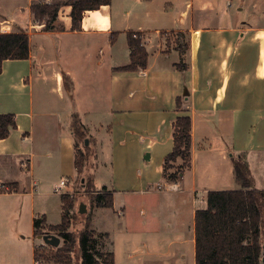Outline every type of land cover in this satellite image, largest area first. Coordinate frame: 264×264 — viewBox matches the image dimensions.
<instances>
[{
    "label": "crops",
    "instance_id": "0c3cea01",
    "mask_svg": "<svg viewBox=\"0 0 264 264\" xmlns=\"http://www.w3.org/2000/svg\"><path fill=\"white\" fill-rule=\"evenodd\" d=\"M35 1L0 0V33L29 39L28 59L6 60L0 73V115L16 125L0 140V185L15 187L0 192L4 233L29 228L32 245L34 218L57 225L49 212L60 210L61 219L54 189L64 180L67 192L75 174L76 118L88 136L106 132L98 146L108 177L94 185L112 207L94 206L88 227L107 235L114 264L119 244L120 264H195L194 214L209 191L239 188L233 158L244 157L252 187L264 191V0H111L85 11L78 30L66 6L55 31L34 21ZM132 33L146 68L117 71L130 63ZM178 117L191 120V164L166 183ZM29 260L37 264L34 250Z\"/></svg>",
    "mask_w": 264,
    "mask_h": 264
},
{
    "label": "trees",
    "instance_id": "16d2710c",
    "mask_svg": "<svg viewBox=\"0 0 264 264\" xmlns=\"http://www.w3.org/2000/svg\"><path fill=\"white\" fill-rule=\"evenodd\" d=\"M111 0H68L64 4L48 6L41 3L30 5V14L35 22L43 25L44 31H55L53 26L58 10L62 6L70 7L72 29L80 28V21L85 11H96L101 6L110 5ZM135 35L137 38H133ZM139 35H128L130 51L129 65L117 71H137L145 69L147 53L139 40ZM176 40L183 34L176 33ZM169 44V41H167ZM186 47L179 50L183 55ZM29 56V39L24 32L0 33V73L6 60H25ZM176 65L178 69L184 64ZM74 118L71 126L74 139V168L77 176L81 170L77 159L76 140L85 138V131L79 121ZM13 115H0V140L8 137L15 128ZM191 120L178 117L173 124V148L162 164V179L166 183L176 182L182 172L191 164ZM181 161L180 164H176ZM236 182V190L209 191L206 195V208L194 214L195 264H262L264 251V191L252 187V179L248 165L242 155L232 159ZM15 191L13 185H9ZM85 191L92 190L91 181L80 184ZM60 223L48 228L62 243L52 251L44 253L40 246L34 249V261L37 264H114L113 254L105 251L107 235L89 229L88 219H84L83 227L77 233L69 230L73 226L76 215L73 211L74 202L68 195L60 196ZM92 203L96 208H111V196L95 195ZM45 217L33 220V234L36 238L46 234ZM47 232V231H46Z\"/></svg>",
    "mask_w": 264,
    "mask_h": 264
},
{
    "label": "rangeland",
    "instance_id": "374dc122",
    "mask_svg": "<svg viewBox=\"0 0 264 264\" xmlns=\"http://www.w3.org/2000/svg\"><path fill=\"white\" fill-rule=\"evenodd\" d=\"M68 0H38L35 1L34 3H41V4H46L48 6H54L56 4H64ZM66 7V6H62ZM60 7L59 10L62 8ZM58 10V12H59ZM31 15V14H30ZM66 14H63L62 17H65ZM70 16V13H69ZM58 18V15H57ZM58 20L56 19L55 23L53 26L57 27V22ZM39 24V23H38ZM42 25H44L42 23ZM168 41L171 40L172 38H167ZM76 120V119H75ZM102 137L101 138H96L92 136H88V134L85 133V138L83 139H77L76 140V150H77V159L79 162V168L81 170L80 176H77L76 173L72 178H70L69 183H68V189L67 192H64L62 195H68L69 198L73 199L74 202V207L73 211L76 215L75 220L73 221V226L69 228V230H74L76 233L82 229L83 227V222L85 218H88L90 215V212L94 208V204L92 203V199L95 197L97 194H101L102 196L106 197L109 195V191L106 190V188H96L94 185V179L97 178L99 179H106L108 177L107 175V168L105 167V159H106V153L105 151L102 153H99V141L101 142L106 140V132L102 130ZM86 140V144H85ZM181 161H178L176 164H180ZM91 181L93 184V192L92 190H89L88 192L85 191V188H82L80 184L83 182ZM7 185V184H6ZM61 196V195H60ZM83 204L86 208V214H79L78 213V208L79 205ZM1 214V213H0ZM5 218L0 215V237L6 236L10 237V241L8 240L7 242L3 243L0 241V244H12L14 243H19L18 246L14 247H9L10 245H5L7 247H3L0 245V264H29V256L31 254V251L34 250L36 247L40 246L39 248H42L41 246H44L42 251L44 253H48L52 251V247L48 245H43V243L37 239H35V243L31 245V238L29 234V228H22L23 230L20 232H14L11 230L9 233H4V228L7 225L5 222ZM49 221L53 222V224H58L60 223V210L56 212V210H50L49 212ZM56 222V223H55ZM95 225L98 227H102L101 225L103 224L102 217L99 215L96 216V219L94 220ZM90 224V222H89ZM50 226H54L51 224H48L45 222V233L54 235L53 232L48 233V228ZM12 229V227H11ZM47 231V232H46ZM2 239V238H0ZM262 242H264V239H262ZM62 241L60 240V245ZM106 251V250H105ZM116 257L118 260V263H122L123 257H124V252L122 250L121 245L119 244L118 247L116 248ZM46 264V263H42Z\"/></svg>",
    "mask_w": 264,
    "mask_h": 264
},
{
    "label": "water",
    "instance_id": "95a60500",
    "mask_svg": "<svg viewBox=\"0 0 264 264\" xmlns=\"http://www.w3.org/2000/svg\"><path fill=\"white\" fill-rule=\"evenodd\" d=\"M85 144H86V140H85ZM78 213L79 214L85 213L84 205H82V204L79 205ZM36 239L41 241L43 243V245H48L52 248H57L60 245V239L58 237H56L55 235L43 234V235L37 236ZM262 264H264V251H263Z\"/></svg>",
    "mask_w": 264,
    "mask_h": 264
},
{
    "label": "built area",
    "instance_id": "2783aa9c",
    "mask_svg": "<svg viewBox=\"0 0 264 264\" xmlns=\"http://www.w3.org/2000/svg\"><path fill=\"white\" fill-rule=\"evenodd\" d=\"M133 38H137V37L135 35H133ZM65 185H66V181L61 180L59 183V186L54 189V193L62 195L63 193H61V188L65 187ZM0 192L10 193V192H14V191L11 190L8 185L3 184V185H0Z\"/></svg>",
    "mask_w": 264,
    "mask_h": 264
}]
</instances>
